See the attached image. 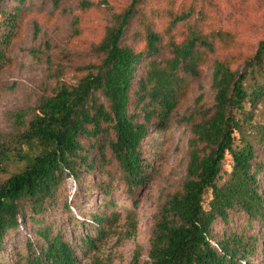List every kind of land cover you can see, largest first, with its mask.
Masks as SVG:
<instances>
[{
    "label": "trees",
    "instance_id": "16d2710c",
    "mask_svg": "<svg viewBox=\"0 0 264 264\" xmlns=\"http://www.w3.org/2000/svg\"><path fill=\"white\" fill-rule=\"evenodd\" d=\"M5 1L0 0V69L26 8V0L2 8ZM91 5L79 0L82 13ZM72 27L77 35L78 17ZM241 44L234 31L218 26L205 0H129L92 45L97 62L83 76L68 82L64 69L49 67L54 92L38 99L30 119L24 110L15 113L20 146L0 148V172L6 173L0 182V251L5 235L28 217L36 240L27 242L16 264H79L73 240L44 217L59 202L63 181L71 176L82 188L81 173L92 171L97 156L104 172L108 148L129 190L144 183L148 164L141 143L148 124L154 120L163 132L212 61L213 103L200 104L199 95L184 117L192 122L186 175L154 221L148 263L264 264V255L251 259L254 235L241 230L216 237L211 229L218 219L227 223L231 212L264 219V185L258 179L264 161L257 156L264 147V38L249 51ZM84 138L97 154L84 148ZM64 206L82 225L67 201ZM137 208L134 199L123 217L128 238L137 230ZM120 217L116 210L93 213V233L78 237L81 255L114 231ZM141 256L136 244L128 264H142Z\"/></svg>",
    "mask_w": 264,
    "mask_h": 264
},
{
    "label": "rangeland",
    "instance_id": "374dc122",
    "mask_svg": "<svg viewBox=\"0 0 264 264\" xmlns=\"http://www.w3.org/2000/svg\"><path fill=\"white\" fill-rule=\"evenodd\" d=\"M89 1L91 8L84 13L80 11L79 0H58L57 3L26 0L24 3L26 8L19 19L20 31L6 48L8 59L0 69V148L12 150L20 146L15 113L24 110L25 119H30L38 99L54 92L55 81L50 71L61 67L64 69L62 78L74 82L86 73L88 65L97 62L92 45L100 41L105 27L112 23L113 15L129 2ZM205 3L218 26L237 34L242 49L249 51L264 38V0H205ZM16 4V0H6L1 7L10 9ZM73 17L79 18L77 35L73 34ZM35 23L39 27L37 33L34 32ZM31 49L41 54L36 57ZM211 73L212 61L204 66L202 78L193 82L186 100L173 112L163 132L156 131L154 120L148 124V134L141 143V157L148 164L144 183L129 190L108 148L105 153L109 162L105 164L104 172L99 168L101 160L97 156L92 171L81 173L82 188L71 176L63 181L58 191L59 202L49 208L44 217L61 229L65 239L73 240L80 257L79 264H128L136 244L140 247L142 264H149L147 252L154 221L162 205L180 189L186 175L192 122L184 117H189L199 95H202L200 104L207 107L213 103ZM82 144L91 155L97 154L96 147H89L87 139L84 138ZM257 156L264 161V147L259 149ZM5 176L6 173L0 172V182ZM258 179L264 185V166ZM104 183L109 187L106 188ZM134 199L138 200V224L135 235L128 238L123 234L126 228L123 217ZM65 201L70 205L72 215L83 220L82 225L71 219ZM110 210L121 213L116 228L97 243L95 249L81 255L78 237L93 233V213ZM34 228L35 224L25 217L17 230L5 235L0 264H16L18 256L27 253V242L36 240ZM211 229L216 237L225 231L241 230L248 236L254 235L251 259L259 261L264 255V219H248L242 212H231L227 223L218 219Z\"/></svg>",
    "mask_w": 264,
    "mask_h": 264
}]
</instances>
